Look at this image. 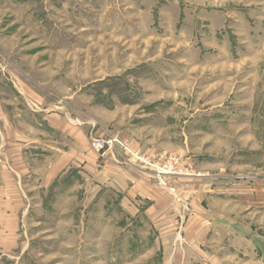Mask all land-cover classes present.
Listing matches in <instances>:
<instances>
[{"label":"rangeland","instance_id":"obj_1","mask_svg":"<svg viewBox=\"0 0 264 264\" xmlns=\"http://www.w3.org/2000/svg\"><path fill=\"white\" fill-rule=\"evenodd\" d=\"M46 115L82 128L89 157L243 193L237 216L264 232V0H0V117L28 135ZM96 138L177 163L159 179L119 146L96 153ZM33 180L24 210L0 216V264H159L113 242L122 194L91 158Z\"/></svg>","mask_w":264,"mask_h":264},{"label":"crops","instance_id":"obj_2","mask_svg":"<svg viewBox=\"0 0 264 264\" xmlns=\"http://www.w3.org/2000/svg\"><path fill=\"white\" fill-rule=\"evenodd\" d=\"M52 118L27 122L33 130L25 135L15 120L0 117V144L7 147L9 157L0 166V216L14 217L24 210L27 186L35 182L31 178L40 177L46 187L69 165L91 158L97 182L122 194L119 213L124 224L118 231L123 234L113 242H124L125 259L264 264V232L236 213L243 207V193L193 173L164 176L162 185L151 174L125 166L117 153L89 157L82 128L66 121L56 124ZM56 130L61 132L59 141L66 140L64 146L54 138Z\"/></svg>","mask_w":264,"mask_h":264},{"label":"built area","instance_id":"obj_3","mask_svg":"<svg viewBox=\"0 0 264 264\" xmlns=\"http://www.w3.org/2000/svg\"><path fill=\"white\" fill-rule=\"evenodd\" d=\"M91 146H92V149L96 153H99V154L105 153L106 151L111 150L115 146H119L120 149L126 155L127 157L126 161L128 163H131V164L138 163L144 166L148 165V166H151L157 169L156 172H157V175L159 176V179L161 175L170 173V168L173 167V165L177 163V158L169 155V159H171L172 161V163H170L171 164L170 167L164 166L163 168H161L159 162L162 163L163 158L166 157L165 153L160 154L157 158V161L154 160L152 163V161L147 156L139 154L137 151L129 147L128 144L121 142L115 138H110V139L96 138L92 140Z\"/></svg>","mask_w":264,"mask_h":264}]
</instances>
